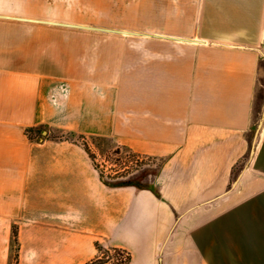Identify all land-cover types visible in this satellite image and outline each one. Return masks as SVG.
<instances>
[{"label": "crops", "instance_id": "crops-1", "mask_svg": "<svg viewBox=\"0 0 264 264\" xmlns=\"http://www.w3.org/2000/svg\"><path fill=\"white\" fill-rule=\"evenodd\" d=\"M0 14L108 28L0 15V264L14 227L19 264H85L97 241L129 264H264V0H0ZM52 130L154 164L109 185Z\"/></svg>", "mask_w": 264, "mask_h": 264}, {"label": "rangeland", "instance_id": "rangeland-1", "mask_svg": "<svg viewBox=\"0 0 264 264\" xmlns=\"http://www.w3.org/2000/svg\"><path fill=\"white\" fill-rule=\"evenodd\" d=\"M50 136L54 139L56 137H58V139L68 138L70 140H75L84 147L87 146L98 168L102 170L105 179L110 181H119L126 179V177H133L147 167V164H154L152 158L138 155L116 140L88 138L56 130H52ZM38 139H44V136L40 134ZM19 247L20 245L12 241L10 264H19L17 261ZM109 261L112 263L114 259H110Z\"/></svg>", "mask_w": 264, "mask_h": 264}, {"label": "trees", "instance_id": "trees-1", "mask_svg": "<svg viewBox=\"0 0 264 264\" xmlns=\"http://www.w3.org/2000/svg\"><path fill=\"white\" fill-rule=\"evenodd\" d=\"M55 139H58V137H56ZM60 139L70 140L68 138H60ZM71 141L76 142L75 140H71ZM85 149L89 153L90 157L92 158L95 167L98 168V165L95 163L94 157L91 154L89 148L85 146ZM100 173H101L102 180H104L109 185H124V184H130L132 182V180L110 181V180L105 179V176L102 170H100ZM138 185L143 186L142 183H139ZM13 242L19 245L18 230L16 227H14ZM96 248H97L96 255L91 260L86 262L85 264H129L132 259L131 252L121 247H107L103 245L101 242L97 241ZM110 259H114V262L110 263L109 261ZM17 261L19 262V253H18Z\"/></svg>", "mask_w": 264, "mask_h": 264}, {"label": "water", "instance_id": "water-1", "mask_svg": "<svg viewBox=\"0 0 264 264\" xmlns=\"http://www.w3.org/2000/svg\"><path fill=\"white\" fill-rule=\"evenodd\" d=\"M0 15H1V16L3 15V16H6V17H15V18H20V19H27V20H37V21L51 22V23H57V24H66V25H72V26H82V27L99 28V27L90 26V25L75 24V23L62 22V21H55V20L34 19V18L21 17V16L4 15V14H0ZM99 29H108V28H99ZM110 30H111V29H110Z\"/></svg>", "mask_w": 264, "mask_h": 264}]
</instances>
